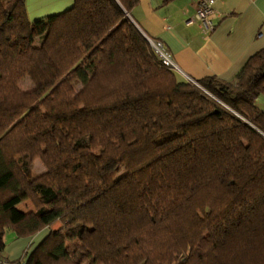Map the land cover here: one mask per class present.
<instances>
[{
    "label": "trees",
    "instance_id": "obj_1",
    "mask_svg": "<svg viewBox=\"0 0 264 264\" xmlns=\"http://www.w3.org/2000/svg\"><path fill=\"white\" fill-rule=\"evenodd\" d=\"M26 2L0 0V241L50 228L27 264H264V48L201 79L210 97L162 63L139 0L33 22Z\"/></svg>",
    "mask_w": 264,
    "mask_h": 264
},
{
    "label": "crops",
    "instance_id": "obj_2",
    "mask_svg": "<svg viewBox=\"0 0 264 264\" xmlns=\"http://www.w3.org/2000/svg\"><path fill=\"white\" fill-rule=\"evenodd\" d=\"M27 1L28 13L34 18L37 14L47 16L65 11L75 0ZM198 1L139 0L129 16L143 34L166 46L182 70H176L182 79L186 75L197 80L215 76L234 82L247 60L264 48V0H214L215 8L223 16L212 32H205L195 21ZM260 106L264 110V97ZM58 223L52 228H59ZM49 231L47 227L23 236L7 229L0 241V255L13 263L24 260L27 264L29 253Z\"/></svg>",
    "mask_w": 264,
    "mask_h": 264
},
{
    "label": "built area",
    "instance_id": "obj_3",
    "mask_svg": "<svg viewBox=\"0 0 264 264\" xmlns=\"http://www.w3.org/2000/svg\"><path fill=\"white\" fill-rule=\"evenodd\" d=\"M214 2H215L214 0H199L198 1V5H197L194 18H195V21L200 23L202 29L205 32L214 31L216 27V22L221 17V12H219L215 8ZM151 42L155 45V48L157 49L159 56L163 58V62L166 66L174 70H178L182 72V70L173 60L166 46L161 41L152 40ZM186 77L189 80L191 79L193 82L197 83L190 76L186 75ZM205 91L209 94L207 90ZM0 264H26V262L24 260H20L17 263H13L10 260L0 257Z\"/></svg>",
    "mask_w": 264,
    "mask_h": 264
},
{
    "label": "rangeland",
    "instance_id": "obj_4",
    "mask_svg": "<svg viewBox=\"0 0 264 264\" xmlns=\"http://www.w3.org/2000/svg\"><path fill=\"white\" fill-rule=\"evenodd\" d=\"M27 4H29L30 3V1H27L26 2ZM32 16V14H30V12H29V17L31 18V21L33 22V21H35L36 19H38V18H42V17H44V16H39L38 14L37 15H35V16H33L34 18H32L31 17ZM222 14H221V17L220 18H222ZM219 18V19H220ZM217 23H218V21L216 22V26H217ZM216 28V27H215ZM146 39H147V41L149 42V44L154 48V50H155V52L157 53V55H159L158 54V52H157V49L155 48V45L151 42L152 40L150 39V38H148L147 36H146ZM38 43H40V38L39 37H36L35 38V40H34V44H38ZM24 48H27V47H29V44H27V43H25L24 44V46H23ZM161 58V60H162V63L164 64V62H163V58L162 57H160ZM165 65V64H164ZM170 68V67H169ZM172 69V68H171ZM174 70V69H173ZM175 72H176V70H175ZM179 79H182L180 76H177ZM192 78V77H191ZM194 81H196L197 83H195V82H193L191 79L189 80L187 77H186V79H183V80H185V81H187V82H189L190 84H191V86H194V87H197V88H201L203 91H205V90H207L203 85H202V83H201V80H197V79H195V78H192ZM19 87L23 90V91H25V92H27V91H31L33 88H34V84H33V82H32V80L30 79V77H25L20 83H19ZM205 89V90H204ZM206 92V91H205ZM207 93V92H206ZM214 96V94H211V93H209V96L211 97V96ZM216 97V99L218 98L217 96H215ZM264 97V95H259L258 97H257V99H256V103H257V105L259 106V107H261L260 106V101H261V98H263ZM219 99V98H218ZM219 101H221L220 99H219ZM221 103H223L222 101H221ZM225 105H227V104H225ZM228 106V105H227ZM229 107V106H228ZM229 109L231 110V111H234V110H232V108H230L229 107ZM263 109V108H262ZM46 166H45V164H44V162L40 159V158H36L35 160H34V162H33V167H32V175L34 176V177H37V176H39V175H41L42 173H45L46 172ZM37 206H38V203H37V201L36 200H34V199H32V198H30V199H27V200H25L23 203H21L20 205H19V208H21V209H23V210H25V211H34V210H36L37 209ZM58 225H59V227L61 226V223H58ZM55 228H58V226L57 227H55Z\"/></svg>",
    "mask_w": 264,
    "mask_h": 264
},
{
    "label": "water",
    "instance_id": "obj_5",
    "mask_svg": "<svg viewBox=\"0 0 264 264\" xmlns=\"http://www.w3.org/2000/svg\"><path fill=\"white\" fill-rule=\"evenodd\" d=\"M141 31V30H140ZM142 32V31H141ZM143 33V32H142ZM145 35V34H144ZM146 36V35H145Z\"/></svg>",
    "mask_w": 264,
    "mask_h": 264
},
{
    "label": "bare ground",
    "instance_id": "obj_6",
    "mask_svg": "<svg viewBox=\"0 0 264 264\" xmlns=\"http://www.w3.org/2000/svg\"><path fill=\"white\" fill-rule=\"evenodd\" d=\"M149 38V37H148ZM151 39V38H150ZM153 40V39H152Z\"/></svg>",
    "mask_w": 264,
    "mask_h": 264
}]
</instances>
